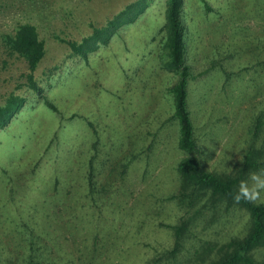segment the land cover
Masks as SVG:
<instances>
[{"label": "rangeland", "instance_id": "obj_1", "mask_svg": "<svg viewBox=\"0 0 264 264\" xmlns=\"http://www.w3.org/2000/svg\"><path fill=\"white\" fill-rule=\"evenodd\" d=\"M138 2L143 10L105 44L85 57L72 52L68 42L81 43ZM166 7V0L0 1V37L30 23L45 48L34 71L39 96L24 58L0 38V105L12 92L26 99L0 129V256L8 264L21 257L31 227L46 255L68 264H143L170 242L160 223L177 212L165 198L178 190L174 167L184 153L172 118L177 75L166 66ZM182 21L186 61L199 74L187 94L199 161L228 174L250 142L264 148V126L257 137L249 131L264 107V0H184ZM222 62L239 74L225 80ZM246 221L224 204L205 211L181 258L199 263L205 243L242 233Z\"/></svg>", "mask_w": 264, "mask_h": 264}, {"label": "trees", "instance_id": "obj_2", "mask_svg": "<svg viewBox=\"0 0 264 264\" xmlns=\"http://www.w3.org/2000/svg\"><path fill=\"white\" fill-rule=\"evenodd\" d=\"M183 1L166 0L164 25L166 31L164 46L168 57L166 66L177 75V80L169 88L174 107L172 118L178 126L177 146L184 153L174 167L178 190L165 198L175 203L177 212L172 222L160 223L169 230L170 242L167 246L154 251L155 254L153 253L143 264H264V201L236 203L232 198L240 182L245 181L250 172L264 169V148L255 141L250 142L241 163L228 174L212 172L201 165L199 161L201 145L187 102L189 82L199 74L194 73L186 61ZM143 8L144 5H139V2L127 5L109 19L105 26L94 29L92 35L84 38L81 43L68 42L72 52L85 57L88 52L96 49L98 43L105 44L122 24L134 21ZM0 38L10 53H16L24 58L28 68L26 75L28 85L37 95L42 96V87L35 80L34 71L44 56L45 48L36 27L30 23H21L15 27L14 33H3ZM215 62L211 60L212 68L215 67ZM227 68L223 62L219 64L225 80L239 74V70L234 72ZM43 98L49 107L56 109L48 98L44 96ZM25 101V97L14 92L7 96L0 105V129L10 122L24 106ZM263 126L264 107L254 112L249 131L257 137ZM88 165L87 186L88 193L92 194L94 193L92 162L89 161ZM221 204L225 205L226 211L232 209L247 214L244 231L220 241L205 243L199 263L195 256L182 259V252L186 249L184 242L187 233L195 228L198 217L207 210L214 212ZM31 230L25 232L27 242L21 257L13 260L11 264H68L59 258L48 257L47 246L41 242L38 234L33 235ZM194 250L192 256L197 253V249ZM7 261L6 257L0 256V264H8Z\"/></svg>", "mask_w": 264, "mask_h": 264}, {"label": "clouds", "instance_id": "obj_3", "mask_svg": "<svg viewBox=\"0 0 264 264\" xmlns=\"http://www.w3.org/2000/svg\"><path fill=\"white\" fill-rule=\"evenodd\" d=\"M249 180L252 182L251 185H249L248 181L240 182L235 195L232 197L234 202L246 201L255 203L260 199L261 191H264V169L259 172H250Z\"/></svg>", "mask_w": 264, "mask_h": 264}]
</instances>
